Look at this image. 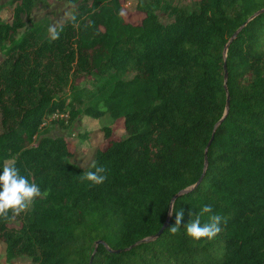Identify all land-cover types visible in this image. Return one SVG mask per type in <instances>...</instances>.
<instances>
[{
  "label": "trees",
  "instance_id": "1",
  "mask_svg": "<svg viewBox=\"0 0 264 264\" xmlns=\"http://www.w3.org/2000/svg\"><path fill=\"white\" fill-rule=\"evenodd\" d=\"M69 1L75 13L50 42L45 22L32 20L37 0H0V13L15 5L11 22L0 17V173L15 164L46 193L0 220L7 262L264 264V12L225 54L264 0H199L193 10L139 0L140 22L126 18L122 0ZM80 75L88 86L75 83ZM83 114L110 115L107 138L119 122L127 132L95 151L92 163L107 169L101 185L82 182L91 165L72 162L66 138L43 130ZM204 205L223 218L221 231L196 242L183 226ZM172 206L184 211L175 235Z\"/></svg>",
  "mask_w": 264,
  "mask_h": 264
},
{
  "label": "rangeland",
  "instance_id": "2",
  "mask_svg": "<svg viewBox=\"0 0 264 264\" xmlns=\"http://www.w3.org/2000/svg\"><path fill=\"white\" fill-rule=\"evenodd\" d=\"M8 2L9 0H4ZM124 2V14L126 18L134 21L140 22L143 15L137 9V4L139 0H122ZM164 2H170L179 7H183L187 10H193L198 7L199 0H164ZM15 5L6 4L0 13V17L6 21H12V14ZM76 6L69 0H37V4L32 13V20L34 22L44 21L45 26L48 28L52 25H60L65 23L66 20L73 16L75 13ZM160 18L164 22H169L172 18L162 10H159ZM31 24H28L30 27ZM21 30V32H23ZM6 58L4 52H0V65ZM74 77L71 76L70 84L73 82ZM76 84L81 87H86L89 85L88 80L82 75L78 76L75 81ZM70 86H66L65 90L69 91ZM51 119V118H50ZM54 120V118H52ZM48 120V125L44 129H49L48 134L51 136L63 135L68 143L70 144L72 150L71 161L78 163L83 167H89L93 161L94 154L98 146L105 147L106 141L109 138H125L127 136L126 129L123 122H119L118 128L112 132L109 138L106 137L105 131L102 130L104 126L114 125V120L110 115H105L98 119H90L86 115H80L78 118L74 119L68 126H63L59 122H54ZM1 126V113H0V131ZM5 246L0 242V264H36L32 257L23 255L13 259L11 262H7L4 257Z\"/></svg>",
  "mask_w": 264,
  "mask_h": 264
},
{
  "label": "clouds",
  "instance_id": "3",
  "mask_svg": "<svg viewBox=\"0 0 264 264\" xmlns=\"http://www.w3.org/2000/svg\"><path fill=\"white\" fill-rule=\"evenodd\" d=\"M49 41L60 38V32L56 25L48 28ZM91 169L80 176L81 181L90 182L92 185H101L107 180V169L96 162L91 164ZM46 193L41 191L40 186L30 181L27 176L21 175L15 164L5 162L0 173V220L9 221L25 213L35 202V200ZM171 212L175 213V225L169 230L175 235L181 230L184 219V211H176L171 207ZM211 205H204L198 213L190 212L192 219L183 226L186 235L193 241L212 240L221 231L222 217L212 214ZM171 214V213H170ZM208 215V220L202 223V217ZM194 217V218H193Z\"/></svg>",
  "mask_w": 264,
  "mask_h": 264
},
{
  "label": "water",
  "instance_id": "4",
  "mask_svg": "<svg viewBox=\"0 0 264 264\" xmlns=\"http://www.w3.org/2000/svg\"><path fill=\"white\" fill-rule=\"evenodd\" d=\"M264 12V8L258 10L257 12H255L252 16H250L235 32L234 34L230 37L229 41L227 42L226 46H225V54H227V51H228V48L230 46V44L238 37L239 33L243 30V28L252 20L254 19L256 16L260 15L261 13ZM228 77H229V73H228V68H227V64H225V88L228 89ZM230 101H231V97H230V94L228 93V96H227V101H226V112H225V115L223 116V118L218 122V125L221 124L223 122V120L226 118V115L228 114V111H229V108H230ZM216 131V130H215ZM215 131L213 133V136L206 148V168H207V165H208V160H207V152H208V149L215 137ZM206 172V170H205ZM204 176V174H203ZM203 176L199 179V181L192 187H189V188H186V189H183L181 190L178 194H176V196L174 197V200L176 198H178L179 196L181 195H184L186 193H189L190 191H192L194 188H196L200 182L202 181V178ZM169 225V218L166 220L165 224L163 225V227L160 229V231L158 233H156L155 235L151 236V237H148L147 239L145 240H151V239H154L155 237L159 236L163 230ZM101 242V241H98V243Z\"/></svg>",
  "mask_w": 264,
  "mask_h": 264
}]
</instances>
